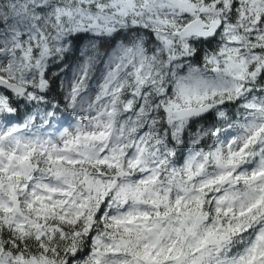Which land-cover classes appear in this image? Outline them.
<instances>
[{
    "label": "trees",
    "instance_id": "1",
    "mask_svg": "<svg viewBox=\"0 0 264 264\" xmlns=\"http://www.w3.org/2000/svg\"><path fill=\"white\" fill-rule=\"evenodd\" d=\"M23 1L26 0H0V11L2 13L9 10L10 3ZM35 1L40 4L31 13L30 20H23L19 24L21 32L17 41L22 43V47L14 48L10 54L0 51L2 77L27 89L22 94H15L0 87V128L8 129V133L23 131L26 135L39 136V139L45 137L51 143L59 139L60 129L69 126L71 120L78 115L82 97L85 93L89 94L93 90L104 68L110 62L112 51L116 49L119 43L126 49L140 45L141 56L147 58L152 64L148 77L153 75L154 83L144 85L139 94L135 91L139 76H132L131 72L120 71L115 74L116 77L111 82L107 97L109 108L113 113L111 118L116 129L115 134L124 132V136L121 137V141H124L123 150L117 152L116 159L104 156L111 151L112 139L107 142L101 138H86V142L101 151L95 155L92 152L90 155L84 154L82 156L76 154L67 156L63 153L55 156L54 151L40 146L31 150L30 156L39 166L46 170L52 168V171L63 169L69 174L64 180L58 179L56 181H60L64 186L67 183L72 184L73 190H79L82 197L76 200L78 204L74 205L77 209L75 212L59 207L57 211L59 214L69 215L75 219H62L57 214H37L39 215L38 218L44 221L43 224L57 227L53 233L46 231L37 235L33 229L25 227L21 223L6 222L4 217L7 214L0 207V252L23 260L36 258L52 261L53 264H77L76 260L87 257L93 248L92 232H81L84 226L93 227L94 234L106 231L113 235L116 231L121 234L127 225L129 232L130 227H132L131 233L134 240L143 234L139 226L130 225L129 221L124 220L122 214L126 210L122 212L120 208L118 210L108 208L107 199L93 207L94 201L87 200L89 197L91 198L93 187H86L85 189L83 184L86 178L105 181L111 179L118 170L124 169L129 172L128 177L132 181L131 175L137 160L131 161V159H136L140 155L138 162L144 159L146 166L142 174L135 173L136 179L146 178L149 175L152 178L151 181L160 183L156 188V193L169 197L167 208H161V212L185 210L186 203L198 204L196 200L184 198L183 193L176 190V187L170 188L172 191L168 192V186L167 188L165 186V182L168 181L167 177L171 174V176L173 175L172 180L183 181L186 178L184 173L186 155L193 153L194 149H200L201 146L207 147L210 143L232 138L237 133L244 131L247 126L252 124L248 117L254 109L247 102H243L242 96H235L230 90H218L203 101V104H211V108L205 116L179 119L173 113L174 110L196 105L186 106L175 95L173 87H175L179 77L182 80L192 78L188 75L191 74L190 70L194 68L206 77L213 78L215 76L217 70L213 58L220 56L224 46L227 45L222 31L225 22L238 24L242 15L253 20L257 19L256 23L252 22L254 24L251 25L247 38L248 43L252 44L251 48L260 55V59L255 61L256 64H260L259 61L264 58V9L258 12L252 11L250 0H191L196 4L212 6L218 10L217 15L197 14L198 16L192 17L183 13L171 15L169 18L171 23L162 27L146 20L143 24H126L124 27L114 23L107 31L103 30L99 33L92 32L91 29H82L70 30L61 34V20L57 15V8H82L96 12L98 11L97 3H104L105 1L97 0L96 2L92 0L88 3L81 0ZM135 1L141 2V0ZM194 18H200L208 24L219 22L221 27L211 39L195 35L186 37L180 30ZM8 29V25L7 30H5L3 23H0V42L12 39V36L8 34ZM239 30L241 32L242 28L239 27ZM156 32H163L175 39L183 36L189 46L187 52L182 49L178 50L183 51L179 53L181 55L179 61L183 63L178 66L175 72L179 77H175L176 79L173 81L171 78H166V66L159 61L166 55V52L160 40L156 38ZM23 50L29 56L26 57ZM5 58L8 59V66L2 64ZM222 60H226L224 54L221 57ZM261 64L254 80L250 81L253 93L258 95L254 96V102L264 98V61ZM161 87L165 91L160 92ZM169 98L180 104L177 108H170L171 114L176 116L178 120H187L189 130L193 131L195 126L199 124L207 128L204 129L206 133L199 142V146L193 147L188 144L187 129L183 131L184 142L182 146H178L173 128L168 122ZM262 114L264 115V111ZM252 119L254 120V118ZM263 131L264 119L256 133L259 135ZM6 137H8L7 134ZM249 144L250 141H247L245 145L249 146ZM83 147L81 146V148ZM142 149L147 151L144 158V153L140 151ZM262 156L264 159V150H262ZM102 157L106 159L102 160ZM244 157L242 152H237L234 161L241 162ZM256 157L254 161L249 163V169L264 165V160L262 162L257 161L258 158ZM203 160L204 156L200 155V158L195 160V165L198 161L203 164ZM244 180L246 183H252L253 179L245 177ZM50 181L52 180L50 179ZM137 184L140 185L141 183ZM237 184V188L239 187L241 191L244 185L242 177L239 178ZM202 185H204L201 190L203 202L200 207L203 213L209 216V221L216 217L227 220L228 215L224 214L220 202L214 197L209 199L208 195L214 196V194L209 192L208 183L202 182ZM216 187L220 188L219 185ZM82 198H85L86 206H84ZM24 201L19 203L22 208L26 207ZM259 205L256 207L259 208ZM235 207L234 204V214H238L239 210ZM126 208L123 207V209ZM29 212L27 210L26 213ZM147 214L155 215V211L148 209ZM260 225L244 228L242 235H238L232 240L233 245L228 250V254L234 256L237 261H246L245 264H247V254ZM74 231L76 234H73ZM73 249L76 252H72ZM134 250H138L137 243L135 247L133 246ZM120 256L122 257V255Z\"/></svg>",
    "mask_w": 264,
    "mask_h": 264
},
{
    "label": "rangeland",
    "instance_id": "2",
    "mask_svg": "<svg viewBox=\"0 0 264 264\" xmlns=\"http://www.w3.org/2000/svg\"><path fill=\"white\" fill-rule=\"evenodd\" d=\"M81 1L88 3L92 0ZM94 1L97 2V0ZM103 1L105 2L97 3L98 11L96 12L82 8H57V15L61 20L60 33L82 29H91L92 32L99 33L103 30L107 31L114 23L124 27L126 24H143L146 20L162 27L171 23V19H169L171 15L187 13L192 17L198 16L197 14L214 16L218 12L212 6L196 4L191 0H141L140 3L135 0ZM250 2L252 11L258 12L264 9V0H250ZM38 4H40L38 1L26 0L10 3L9 10L2 13L0 11V23H3L5 30L8 25V34L12 36L11 40L0 42V51L10 54L14 48L22 47V43L17 41L21 32L19 24L23 20H30V15ZM256 20L242 15L238 24L225 22L222 31L227 45L224 46L220 56L213 58L217 70L213 78L206 77L195 68L190 70L191 74L188 75L192 78L182 80L177 76L175 72L178 66L183 63L179 61L181 59L179 53L183 51L178 50L182 49L187 52L189 48L186 38L180 36L175 39L163 32H156V38L160 40L166 52L164 59L159 61L166 66L167 79L171 78L173 81L176 79L175 77H179L173 89L175 95L186 106H201L203 101L215 91L230 90L235 96H242L243 102H247L254 109L248 117L252 124L232 138L210 143L207 147L201 146L200 149H194L193 153L186 155L184 162L186 178L183 181L172 180L173 175L171 176V174L167 177L168 181L165 182V186L166 188L168 186V192L172 191L170 188L176 187V190L183 193L184 198L198 202L197 205L186 203L185 210L161 212V208H167L169 197L156 193V188L160 183L151 181L152 178L149 175L146 178L133 179L132 184L123 180L112 191L110 190V180L84 179L85 189L93 187L91 198L87 199L94 201L93 207L105 202L106 199L107 207L115 210L130 203L135 209L127 210L122 216L126 222L129 221L130 225L139 226L143 234L134 240L131 233L132 227L129 232L127 225L121 234L116 231L113 235L106 231L94 234L93 227L84 226L81 232H92L93 248L87 257L78 258L77 264H141L142 260L146 259L168 262L171 257L178 255L181 249H184L186 253L182 264H245L246 261L235 260L234 256L228 254V250L233 245L232 240L236 236L242 235L244 228L247 229L258 224L261 225L247 254V264H264V165L256 168L251 167V169L248 166L251 161L255 160V156L258 158L257 161L264 160L263 156L261 157L262 150H264V131L259 135L256 133L264 119L262 114L264 98L254 102V96L258 95L253 93L250 84V81L254 80L260 70L264 58H261L260 64L255 63L257 59H260V55L251 48L252 44L248 43L247 38L251 25L254 24L252 22L256 23ZM239 27L242 28L241 32ZM223 54L226 56L225 61H221ZM24 55L29 56L27 52H24ZM109 61L93 90L89 94L85 93L82 97L78 115L71 120L69 126L60 129L59 139L51 143L45 137L39 139V136L26 135L23 131L8 133V129L0 128V207L7 214L4 217L6 222L21 223L40 235L46 231L53 233L57 228L50 224H43L44 221L38 218L40 213L57 214L62 219H75L69 215L59 214L57 208L75 212L77 209L74 205L78 204L76 200L82 195L79 190H73L72 184L67 183L64 186L60 181H56L64 180L69 175L65 170L52 171L51 167L50 170L49 168L46 170L32 160L30 153L36 146L49 148L55 152V156L62 153L67 156L71 154L90 155L92 152L94 155L98 154L101 151L85 141L90 137L91 139L101 138L107 142H110V139L113 140L111 151L104 155L106 157L116 159L117 152L123 150L124 141H121V137L124 136V132L115 134L116 129L111 118L113 113L108 105L107 96L109 95L107 94L110 91L111 82L115 79L116 73L131 72L132 76H139L135 86V91L139 94L144 85L154 83L153 75L148 77L152 64L147 58L141 56L140 45L126 49L120 43L112 51ZM2 64L8 66V59L5 58ZM252 65L255 66L252 68ZM2 75L0 72V76ZM163 91L165 90L161 87L160 92ZM168 104H170V107L167 108L168 122L173 128L178 146H182L184 142L182 135L185 129H187L189 137L188 144L193 147L199 146V142L206 133L204 129L207 128L199 124L193 131L189 130L187 120H178L170 112V108H177L180 104L171 98L168 99ZM247 141H250V147L245 145ZM81 146L84 147L81 148ZM140 151L144 153L143 158L146 157L147 151L145 149ZM237 152H242L245 156L241 162L234 161ZM200 155L204 156V163L201 164L199 160L195 165V160L199 159ZM139 156L136 159H131V161L137 160L134 169L136 173H142L146 166L144 159L138 162ZM103 159L106 158L102 157ZM227 174L232 176V182L223 188H217L216 185H219L220 179H224ZM14 175L16 177H13ZM240 177L244 184L241 191L239 187L237 188ZM245 177L252 178V183H246ZM202 182L208 183L209 192L214 194V196L208 195L209 199L214 197L220 202L228 219L223 220L221 217H216L201 227L196 238L186 240L185 231L190 228L195 216L204 214L200 207L203 202L201 190L204 185ZM82 199L86 206L85 198ZM22 201L25 202V208L19 205ZM234 204L235 209L239 210L238 214H234ZM257 205L259 208L256 207ZM17 207H19L18 210H16ZM148 209L154 210L155 215L147 214ZM23 210L25 211L23 212ZM27 210L30 212L26 213ZM188 220H190L189 223ZM136 243L138 250L133 251V246L135 247ZM106 246L108 247L105 248ZM72 252L76 251L73 249ZM0 264H53V262L36 258L17 259L0 252Z\"/></svg>",
    "mask_w": 264,
    "mask_h": 264
},
{
    "label": "water",
    "instance_id": "3",
    "mask_svg": "<svg viewBox=\"0 0 264 264\" xmlns=\"http://www.w3.org/2000/svg\"><path fill=\"white\" fill-rule=\"evenodd\" d=\"M220 27L221 24L219 22H212L208 24L206 22H203L202 19L196 18L190 21L188 24H186L180 30V32L186 37L195 35L201 38L211 39ZM0 87L8 91L14 92L15 94H22L27 91L26 87L18 83L12 82L2 76H0ZM210 108H211V104H205L201 106H191V107L176 109L173 111V113L176 114L179 119H185L190 117H203L208 113ZM225 169L227 168L225 167ZM127 174L128 172L125 170H121L118 173H116L115 175L116 180L112 184V188L115 187L119 178H122ZM231 181H232V176L228 175L223 180L220 181V184L224 186ZM207 221H208V216H200V215L196 216L191 228L192 232L191 233L187 232V236L191 234L194 237L195 231ZM184 258H185V254L184 252L181 251L176 257L172 258L171 261L174 264H181ZM164 263H165L164 261L150 260V261H144L143 264H164Z\"/></svg>",
    "mask_w": 264,
    "mask_h": 264
},
{
    "label": "flooded vegetation",
    "instance_id": "4",
    "mask_svg": "<svg viewBox=\"0 0 264 264\" xmlns=\"http://www.w3.org/2000/svg\"><path fill=\"white\" fill-rule=\"evenodd\" d=\"M135 173H136V172H133V174L131 175V180H132V181H130V179H129V177H128V182H130V184H132L133 179H136V178H137V177H136V176H137V175H136L137 173H136V174H135ZM140 174H141V173H140ZM134 209H135V207H133L131 204H129L128 207H127V210H128V211H130V210H134ZM187 222L189 223V221H187ZM200 229H201V228H200ZM200 229H199V230H200ZM199 230L195 233V237H197V234H198ZM186 231H187V230H186ZM186 231H185V233H186ZM185 239L188 240V239H192V238H191V237H186V234H185Z\"/></svg>",
    "mask_w": 264,
    "mask_h": 264
}]
</instances>
